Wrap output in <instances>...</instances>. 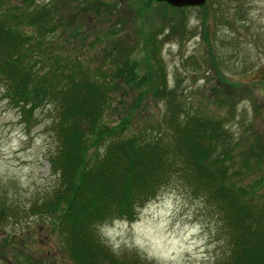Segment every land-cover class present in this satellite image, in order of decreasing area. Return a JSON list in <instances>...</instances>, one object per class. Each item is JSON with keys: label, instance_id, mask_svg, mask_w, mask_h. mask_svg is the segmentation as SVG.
<instances>
[{"label": "rangeland", "instance_id": "1", "mask_svg": "<svg viewBox=\"0 0 264 264\" xmlns=\"http://www.w3.org/2000/svg\"><path fill=\"white\" fill-rule=\"evenodd\" d=\"M85 1L5 0V4L17 6L28 16L31 8L55 2L60 9L53 18L60 22L41 45L45 51L55 46L54 54L63 61L77 58L92 68L97 66L93 59L100 58V49L108 42L126 39L134 44L140 29L149 36L154 31L164 81L153 77L141 83L137 105L133 92L134 97L113 94L119 102L114 103L115 109L130 114L132 132L155 128L165 110L156 90L164 84L181 111L195 110L224 123L230 153L224 162L235 172L231 181L245 188L256 181L254 195H264V0H206L203 7L184 8L154 0L148 7L136 0ZM100 1L112 11L99 18L91 7ZM163 3L170 8L163 10ZM19 27L32 37L40 30L36 25ZM126 55L120 54L117 60H125ZM26 110L9 102L0 85V264H20L23 256L72 264L58 252L46 219L27 213L29 204L54 183L46 156L54 151L55 140L49 128L52 106ZM115 117L109 116L110 120ZM3 204H11L19 218L2 216ZM3 213L9 214L6 208ZM108 229L119 235L113 240L105 234ZM95 232L115 254L138 255L150 264H215L223 246L217 219L201 199L176 184L140 207L133 220H110ZM5 234L12 237L4 238Z\"/></svg>", "mask_w": 264, "mask_h": 264}, {"label": "trees", "instance_id": "2", "mask_svg": "<svg viewBox=\"0 0 264 264\" xmlns=\"http://www.w3.org/2000/svg\"><path fill=\"white\" fill-rule=\"evenodd\" d=\"M136 1L148 7L153 0ZM4 4L0 0L3 93L15 106L28 108L27 112L44 104L53 109L49 128L55 148L46 158L55 180L29 204L27 213L46 219L58 252L72 264H150L138 255L115 254L95 228L110 220H133L140 207L176 184L201 199L219 222L223 246L215 264H264V195H254L256 181L248 188L231 181L235 172L224 162L230 156L224 123L195 110L181 111L179 101L164 84L156 90L165 110L155 128L132 132L130 114L115 109V94L135 95L133 104L137 105L142 98L141 83L153 77L164 81L154 31L149 36L140 29V39L134 44L126 39L108 42L100 49V58L93 59L97 66L92 68L77 58L63 61L54 54L55 46L45 51L41 45L60 22L53 18L60 9L55 2L31 8L28 16L17 6ZM162 7L170 8L164 3ZM91 8L99 18L112 11L102 1ZM22 24L40 26L37 36L23 31ZM41 48L45 53L37 55ZM119 51L127 54L125 60H117ZM113 114L117 117L110 120ZM4 208L9 214L4 215ZM1 211L13 220L20 215L11 204H3ZM19 262L49 264L26 256L19 257Z\"/></svg>", "mask_w": 264, "mask_h": 264}, {"label": "water", "instance_id": "3", "mask_svg": "<svg viewBox=\"0 0 264 264\" xmlns=\"http://www.w3.org/2000/svg\"><path fill=\"white\" fill-rule=\"evenodd\" d=\"M155 2H164L173 8H180L186 6L200 7L206 0H154Z\"/></svg>", "mask_w": 264, "mask_h": 264}, {"label": "clouds", "instance_id": "4", "mask_svg": "<svg viewBox=\"0 0 264 264\" xmlns=\"http://www.w3.org/2000/svg\"><path fill=\"white\" fill-rule=\"evenodd\" d=\"M117 225H119V222H116ZM107 236L111 237L113 240L115 239L116 235H119L118 232L115 231V229H108L105 233ZM116 246L118 247V243L116 244Z\"/></svg>", "mask_w": 264, "mask_h": 264}]
</instances>
